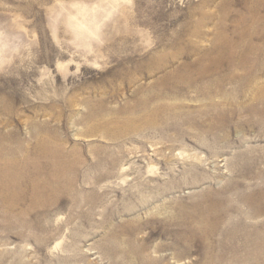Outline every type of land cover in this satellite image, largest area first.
Segmentation results:
<instances>
[{"label":"rangeland","instance_id":"374dc122","mask_svg":"<svg viewBox=\"0 0 264 264\" xmlns=\"http://www.w3.org/2000/svg\"><path fill=\"white\" fill-rule=\"evenodd\" d=\"M8 176L0 264H264V0H0Z\"/></svg>","mask_w":264,"mask_h":264},{"label":"bare ground","instance_id":"6f19581e","mask_svg":"<svg viewBox=\"0 0 264 264\" xmlns=\"http://www.w3.org/2000/svg\"><path fill=\"white\" fill-rule=\"evenodd\" d=\"M9 168V167H8ZM6 170V168H4ZM9 170V169H8ZM11 171V170H10ZM19 171V170H18ZM2 172V171H1ZM11 173V172H10ZM9 173V174H10ZM12 175V174H11ZM6 177V176H5ZM13 178V177H12ZM8 176L7 180H1L0 179V195L1 197H4L2 195H5V192L8 191V189L10 190L11 187L14 185V179H12ZM24 180V179H23ZM34 181V180H33ZM19 183V182H18ZM32 183V182H31ZM43 185V184H42ZM33 187V186H32ZM33 189V188H32ZM47 189V188H46ZM8 194V193H7ZM9 195V194H8ZM11 196V195H10ZM10 198V197H9ZM3 200V198H1ZM2 203V202H1ZM14 203V202H13ZM3 206V205H2Z\"/></svg>","mask_w":264,"mask_h":264}]
</instances>
